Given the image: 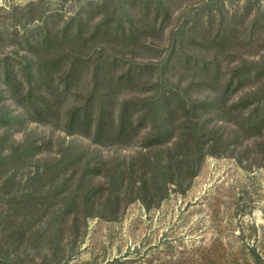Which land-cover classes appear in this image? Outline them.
Masks as SVG:
<instances>
[{"label":"trees","instance_id":"trees-1","mask_svg":"<svg viewBox=\"0 0 264 264\" xmlns=\"http://www.w3.org/2000/svg\"><path fill=\"white\" fill-rule=\"evenodd\" d=\"M169 1L98 0L99 19L89 33L83 31V20L77 13L71 18H80L75 31L65 30L55 36L48 33L34 44L28 43L27 51L35 58L27 62L23 79L5 77L10 97L30 119H58L59 128L67 135L90 137L100 146L137 143L144 150L122 159L96 158L92 163V156H86L88 149L71 142L61 147L60 158L44 162L41 171L34 172L35 178L40 177L34 182L37 186L29 183L22 198L6 199L2 230L6 246L25 248L35 234L41 233L51 236L54 250L66 226L77 229L81 217L84 221L90 216L116 219L134 200L150 209L170 190L185 192L207 155L230 154L240 160L243 151H251L249 140L264 131V11L249 2L243 10L231 11L220 2L216 9L206 6L196 13L189 28L180 27L175 33L176 43L167 49V62L173 60L177 42L178 50L182 43L191 42L208 54L198 59L178 52V62L190 69L181 86L180 79L173 83L165 79L164 71L152 75L148 64L121 63L110 49L139 44L147 36L161 37L162 26L156 29L146 22L153 7L152 21L169 17ZM137 4L141 9L132 17L130 9ZM68 38L75 43L95 39L99 45L92 46L89 59H83L82 53L63 45ZM255 55L257 59L250 58ZM9 67L8 59L0 58V74ZM81 71L89 72L92 85L61 118L55 100L71 92ZM123 88L144 95L133 94L119 102L116 96ZM244 88L241 96L231 100V95ZM199 90L203 97L197 96ZM193 92H197L195 96ZM8 118L10 125L14 117ZM36 148L38 145L29 143L18 150V158ZM2 152L4 159L17 148L0 143ZM249 160L256 162L254 157ZM94 178L101 181L95 183ZM44 183L49 186L42 191ZM42 221L46 226L39 228ZM0 264L24 263L11 252L6 258L0 256Z\"/></svg>","mask_w":264,"mask_h":264},{"label":"rangeland","instance_id":"rangeland-1","mask_svg":"<svg viewBox=\"0 0 264 264\" xmlns=\"http://www.w3.org/2000/svg\"><path fill=\"white\" fill-rule=\"evenodd\" d=\"M97 1L0 0V58H6L10 63L8 72L0 74V143L17 148L15 154L4 159L1 156L5 152L0 153L1 258L14 252L24 264H264V131L249 140L251 151H243L240 160L230 154L207 155L189 188L183 193L170 190L157 206L146 209L139 200H134L116 219L90 216L84 221L81 217L77 229H72L69 224L66 226L60 245L54 250L51 236L45 237L41 233L35 234L25 248L14 250L6 246L2 234L5 210L8 209L6 199L22 198L21 193L26 191L27 184L39 181L40 177L35 178L34 172L41 171L44 162L60 158L61 147L71 142L88 149L86 156H92V163L96 158L110 161L144 151L137 143L100 146L93 144L90 137L67 135L59 128L61 122L58 119L32 120L10 97L9 89L4 85L5 77L16 81L23 79L27 62L35 58L27 51L29 44L48 33L55 36L65 30L75 31L80 18H71L77 13L83 20V31L89 33L99 19ZM220 2H223V8L231 11L243 10L248 2L256 7L259 5L264 11V0H170L169 17L160 16L157 21H152L153 7L146 22L156 29L162 26L161 37L147 36L139 44L114 46L110 48L111 53L121 63L148 64L152 75L164 71V78H170V83L180 79L181 86H184L190 69L178 62L177 54L200 59L208 55L207 51L191 42L182 43L181 51L177 42L176 56L167 62L169 44L176 43L175 33L180 27L189 28L193 24L196 13L206 6L216 9ZM138 9H141L139 4L130 9L132 17H137ZM75 42L68 38L63 45L68 50L82 53L83 59H89L94 50L92 46L99 45L95 39ZM250 58L254 60L258 56ZM74 79L71 92L56 97L61 118L64 110L76 104L81 96H86L92 85L89 72L81 71ZM131 90L134 89H121L117 101L133 94L144 95ZM245 91L246 88L231 95V100ZM197 92L200 93L197 96L203 97L204 92ZM9 116L14 117L10 125L7 124ZM225 125L229 130V123ZM31 142L38 148L19 159L18 150ZM250 157L256 162L252 163ZM98 181L101 180L94 178L93 182ZM47 186L45 184L41 190L48 189ZM44 226L43 221L38 225L39 228Z\"/></svg>","mask_w":264,"mask_h":264}]
</instances>
